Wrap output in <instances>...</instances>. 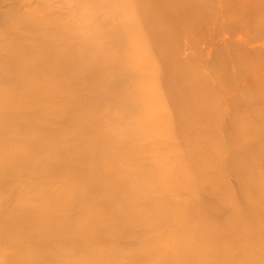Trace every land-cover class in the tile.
<instances>
[{
  "label": "rangeland",
  "instance_id": "374dc122",
  "mask_svg": "<svg viewBox=\"0 0 264 264\" xmlns=\"http://www.w3.org/2000/svg\"><path fill=\"white\" fill-rule=\"evenodd\" d=\"M246 37L264 0H0V264H264Z\"/></svg>",
  "mask_w": 264,
  "mask_h": 264
},
{
  "label": "bare ground",
  "instance_id": "6f19581e",
  "mask_svg": "<svg viewBox=\"0 0 264 264\" xmlns=\"http://www.w3.org/2000/svg\"><path fill=\"white\" fill-rule=\"evenodd\" d=\"M220 5V3H219ZM245 37V36H244ZM221 39L226 42L229 38L225 35V33H222V37ZM262 39V38H261ZM260 38L259 39H249V38H237V40L240 42V46L242 47V49L244 50V52H247V55L250 56V57H255V58H259V57H264V41L261 40ZM232 41V40H231ZM237 41V42H238ZM238 42V43H239ZM28 68H29V64L26 65ZM251 80V79H250ZM224 100V99H223ZM232 100V99H231ZM237 105V104H236ZM226 107V106H225ZM13 155H17L15 153H12L10 154V156H13ZM44 168V164L42 162H40L39 164L36 165L35 167V170H36V173H39L41 172V170ZM41 196L43 198H46L49 196V191L47 189H44V190H41ZM76 196V200L80 199L79 195H75ZM27 214H22L20 215L21 217H25ZM50 215H47L46 218H49L50 219ZM3 228H6L8 225H13L12 222L14 223V221H11L10 217H3ZM18 221L16 220L15 223H17ZM14 223V224H15ZM68 236V233L67 234H63L61 235L59 238H66ZM33 236L31 237V240H32ZM29 240L28 239H16L14 241H11L13 243H27ZM33 254V258L34 259H40L42 260L45 264H48V261L51 262V258H41L42 257V253L38 250H34L32 252ZM26 258V257H25ZM19 262V261H18Z\"/></svg>",
  "mask_w": 264,
  "mask_h": 264
}]
</instances>
